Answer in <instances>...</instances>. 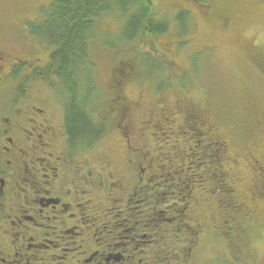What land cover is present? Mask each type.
Returning <instances> with one entry per match:
<instances>
[{
	"label": "flooded vegetation",
	"instance_id": "flooded-vegetation-1",
	"mask_svg": "<svg viewBox=\"0 0 264 264\" xmlns=\"http://www.w3.org/2000/svg\"><path fill=\"white\" fill-rule=\"evenodd\" d=\"M25 21L36 19L21 21L26 39L18 42L0 23V264H264V247L255 244L264 228V109L234 139L226 121L187 98L161 99L166 122L201 137L189 154L202 152L186 164L160 159L145 142L158 100L144 104L139 92L127 100L131 78L117 69L107 101L93 98V107L105 105L99 145L77 143L53 47L31 36ZM254 63L264 82V54ZM115 135L121 151L118 142L105 145ZM215 177L236 194L238 209L232 196L208 197L219 188Z\"/></svg>",
	"mask_w": 264,
	"mask_h": 264
},
{
	"label": "rangeland",
	"instance_id": "rangeland-1",
	"mask_svg": "<svg viewBox=\"0 0 264 264\" xmlns=\"http://www.w3.org/2000/svg\"><path fill=\"white\" fill-rule=\"evenodd\" d=\"M50 1L0 0V19L14 18L18 15L32 18L38 11L45 9ZM220 1L223 6L222 11L228 15V19L224 22L206 21L207 19L202 18L201 8L210 15L211 8L214 7L210 3L206 5L202 0L186 1L189 7L185 6L183 4L185 1L181 0H154L157 16L170 21L171 26L167 32L154 37L151 45L145 43L146 38L145 41H135L131 44L132 46L123 48L118 41L120 23L111 16L102 18L99 21V29L103 34L108 35V41L115 44L117 48L112 52L110 47L102 46L100 38L102 34L90 46L89 57L94 65L92 70L94 99H101L103 103L107 101L110 76L117 71L118 61L122 57L127 54V57H131L132 51L129 48L136 47L143 52L149 47L152 56L166 62L164 63L166 71L161 73L144 69V67L139 68L141 74L147 76L150 73L151 77H145L139 81V90L137 89L139 84L132 76L131 79H126L127 86L124 92L127 96L133 98L140 92L144 104H149L158 96H163L167 103L177 96H185L199 107L211 105L212 101L226 108L231 106L232 97H234L237 111L245 110V115L249 111V104L256 101L259 103L258 106L264 109V83L254 72L256 66H253L254 62L251 58L256 53L264 54V0ZM183 7L192 12L190 29L189 31L187 29L188 32H184L183 36H178L173 19L177 10ZM26 24L25 21L23 28ZM19 25L20 22L16 21L14 25L5 29V33L8 32L11 40L17 42L25 38L23 31L17 28ZM135 66L138 68V61ZM131 71L139 72L136 68H132ZM120 72L121 70L118 71V75ZM165 78L170 86L159 95L154 93L156 82L165 81ZM181 81L184 82L183 85L180 84ZM172 83L177 86L171 87ZM142 89L145 91H141ZM152 109V116H161L158 104L155 103ZM163 116L168 118V111L164 112ZM163 116L159 119L164 118ZM153 133L150 142L153 148L173 154L181 145V138L178 139L176 136V128L172 126V122L171 126L168 123L164 131L154 129ZM116 142H118V150L121 151V142L117 135L109 139L106 145L110 146V149ZM239 171L244 177L239 184L240 189L243 190L247 183V176L242 163ZM255 244L264 247V228ZM222 263L223 261L217 259L216 264Z\"/></svg>",
	"mask_w": 264,
	"mask_h": 264
},
{
	"label": "trees",
	"instance_id": "trees-1",
	"mask_svg": "<svg viewBox=\"0 0 264 264\" xmlns=\"http://www.w3.org/2000/svg\"><path fill=\"white\" fill-rule=\"evenodd\" d=\"M181 1H185L183 4L188 6L186 3L188 0ZM202 1L206 5L209 3L214 5V7L211 8L212 13L210 15L203 8H201V17L205 20L207 19L206 21L217 20L224 22L228 19L227 13L222 11L223 6H221L220 0ZM37 14L36 16L33 15L32 18H24L23 15H19L18 20H16L17 17L4 18L0 19V23L4 24V26L7 28L11 25H14L16 20L20 22L19 26L21 27L22 20L36 19L35 23H27L25 25V29L27 28L28 33L31 36L36 37L40 42H44L53 47L51 50V57L54 58L56 62V76L58 77L57 86L67 94L66 99L68 100V107L66 112V122L68 135L75 142L87 144L89 147H92L93 145H99L98 140L103 136L104 133V121L103 119L99 120L97 115L98 112L105 107V105L95 104V107H93L94 97L92 96V91L94 90V75L92 70L94 65L90 60L89 51L91 44L95 41V39H98L97 37L101 36V34L102 36L100 38L102 46L106 45L110 47L112 52H114L117 48L115 44L108 41V35L103 34V32L99 29V21L102 18L105 19L106 17L111 16L120 23L118 41L120 46H123V48L132 46L131 44H133L135 41H145L146 38V44H153L152 39H154V37L157 35L167 32L171 26V22L168 20H163L157 16L154 0H51L48 6L45 9L38 11ZM191 15L192 12H190L188 8L186 9L183 7L177 10V13L173 19V23H175L174 27L178 36H183L184 32L189 31ZM129 49L132 51L131 57H127L128 54L127 56L122 57V59L118 61L117 66V69L121 71L127 69L125 71L128 73L129 78L132 76L138 84L142 78H150V73H148L147 76L140 73L141 70L139 68L141 67H144V69L156 70L157 72L165 73L166 65L164 63L166 62H162L156 57L152 56L151 48L148 47L147 50L145 49L143 52L142 50H138L136 47ZM258 55L263 54L256 53L253 55L251 57L253 62L255 61V57ZM136 59L139 62L138 68L135 66L137 62ZM253 66H256V64L254 63ZM132 68H136L139 70V72L135 73V71L128 70ZM256 68L257 67H254V72L260 79L259 71H257ZM183 83V81L180 82L182 85ZM169 86L170 84L166 81V78L165 81L159 80L156 82L154 93L159 95ZM176 86L177 84H171V87ZM139 87L140 84L137 85V89ZM141 91H145V89H142ZM180 97L186 98L185 96H177L175 99H183ZM130 98L132 97L128 95L127 100ZM161 99L163 100L164 97L158 96L155 98V100H153V102L158 100L156 102L157 104L162 102ZM188 100L190 101V99ZM247 103L248 102H246V104ZM258 104V101L250 103L249 111L246 115L245 110L241 111L240 109L237 111V103L235 104L234 97H232V104L229 108L219 106L212 101L211 105L214 106L207 105L203 108L207 111V115H211L212 119L223 122L226 121L228 126L231 127L233 131L234 139H238V128L240 130L244 128V125L246 124L245 120L247 125L250 127L249 123L254 120L255 109L260 108ZM159 108L160 110L162 109V107ZM164 118L159 119L155 116L154 119H157L155 122L157 123V126L151 127L150 131L153 132L154 129L164 131L165 127L168 126V123H170L166 122V118ZM169 126L171 125L169 124ZM152 135H148V137L145 139V142L147 143L148 147L153 149V147L150 145V142L152 141ZM189 135L190 134L181 135V133L176 131V136L178 139L179 137L181 138L180 147L173 154H168L167 152L160 151L159 148H156L158 152H162V155L158 154L160 159L172 158V162H183L186 164L188 162H194L195 158H200L201 150L199 148L193 151L195 158L189 154L190 151L188 148L193 147L195 141H198L201 137L196 135L189 137ZM185 155H187V157ZM216 160L217 158L215 157L212 168L217 166ZM191 168L193 169L194 166L191 165ZM198 168L203 169L204 164L199 165ZM195 180V184H199V186L202 185L203 182L198 178H195ZM210 182L213 185L219 184V188L213 194V196L208 197H213V199L217 201L226 200L232 196V201L230 202L232 209H238L240 202L235 199L237 198L236 194L233 191L227 192L225 186L220 185L222 181H220L219 177H215L213 180L210 179ZM239 191L240 195L243 194V191L240 189V187ZM226 207L227 206L223 205L224 210H226ZM217 258L219 257L217 256ZM222 258L225 259V256Z\"/></svg>",
	"mask_w": 264,
	"mask_h": 264
}]
</instances>
